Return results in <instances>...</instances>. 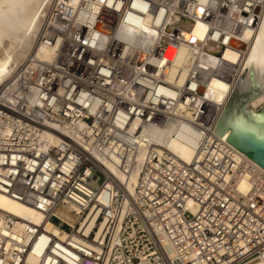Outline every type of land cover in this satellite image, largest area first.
<instances>
[{
  "label": "built area",
  "instance_id": "2783aa9c",
  "mask_svg": "<svg viewBox=\"0 0 264 264\" xmlns=\"http://www.w3.org/2000/svg\"><path fill=\"white\" fill-rule=\"evenodd\" d=\"M73 2L69 15L65 0H53L35 39V47L53 48L51 58L31 54L0 85V193L44 216L36 223L0 208V264H249L264 257V173L217 135L207 106L197 103L203 71L226 76L220 61L212 66L202 57L219 59L208 48L228 46L247 24L240 16L259 13L264 0ZM198 20L211 23L202 43L183 35ZM120 25L136 30L130 48ZM170 47L175 57L194 50L173 82L166 79ZM161 129L192 138L191 161L155 139ZM106 163L125 180L107 173Z\"/></svg>",
  "mask_w": 264,
  "mask_h": 264
},
{
  "label": "bare ground",
  "instance_id": "6f19581e",
  "mask_svg": "<svg viewBox=\"0 0 264 264\" xmlns=\"http://www.w3.org/2000/svg\"><path fill=\"white\" fill-rule=\"evenodd\" d=\"M67 2L66 12L72 14L75 8L73 0H65ZM53 5V0H0V85L7 81L15 72L19 64L24 61V58L29 57L31 54L43 59H50L52 56L53 48L45 46L35 47V39L40 30L44 19L48 16L49 11ZM240 21L247 24L242 28L241 32L234 33L231 36L230 44L211 49L215 50L211 54L219 55V59L211 56L202 57L206 64L215 65L216 60L220 61L223 74L219 75L215 72L203 71L201 74L206 77V82L200 84L199 98L197 103L207 106V111L211 117L215 119L214 129L232 95L236 83L241 75L245 63L250 55V52L255 43L257 34L264 42V6L259 13H254L250 18L245 19L240 16ZM211 28V23L198 20L197 22L189 23L186 27L183 26V35L202 43L207 37ZM149 33H156L155 26L144 24L141 27ZM135 29L120 25L118 29L119 37L127 39V48H130L131 39ZM105 40V39H104ZM59 43V41L57 42ZM174 50L172 47L168 50V58L173 59L172 67L170 68L166 79L173 82L177 74L178 66L186 60L189 66L193 60L194 50L182 49L175 57L173 56ZM143 60L147 59L145 55L141 57ZM148 62L154 64L153 58H149ZM188 69L186 68L180 75L179 80L176 81L177 85H182L187 78ZM170 95H175L174 91L168 89ZM169 129L167 130H154L153 136L159 142L166 140V145L175 152L179 157L185 161H191L195 148L191 137L184 135L183 138L167 137ZM231 129H228L222 136L217 134L221 139L226 141L237 154L245 158L260 172L264 173V168L258 165L255 161L242 153L239 149L233 146L226 139L230 135ZM167 137V139H166ZM49 143L57 142L56 138L50 137ZM106 172L113 174L118 180H125V175L113 163H106ZM251 173L242 178L239 182L238 189L245 192L250 187ZM133 179V178H132ZM135 180V178H134ZM133 180V181H134ZM0 208L19 216L31 220L36 223H41L44 220L42 213L35 210L33 207L15 200L3 193H0ZM64 216L72 219L70 214L64 212ZM51 227V223H48ZM249 264H264V257L256 259Z\"/></svg>",
  "mask_w": 264,
  "mask_h": 264
},
{
  "label": "water",
  "instance_id": "95a60500",
  "mask_svg": "<svg viewBox=\"0 0 264 264\" xmlns=\"http://www.w3.org/2000/svg\"><path fill=\"white\" fill-rule=\"evenodd\" d=\"M228 129L226 140L264 168V42L259 34L214 131L222 136Z\"/></svg>",
  "mask_w": 264,
  "mask_h": 264
},
{
  "label": "rangeland",
  "instance_id": "374dc122",
  "mask_svg": "<svg viewBox=\"0 0 264 264\" xmlns=\"http://www.w3.org/2000/svg\"><path fill=\"white\" fill-rule=\"evenodd\" d=\"M208 51H210V52H214L215 50H213V49H211V48H208ZM25 59L26 58H24V61H25ZM23 63V61L19 64V65H21Z\"/></svg>",
  "mask_w": 264,
  "mask_h": 264
}]
</instances>
